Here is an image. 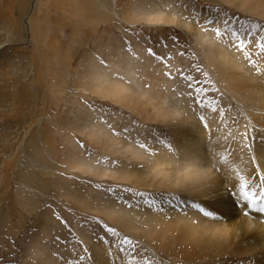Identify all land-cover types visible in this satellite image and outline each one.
Here are the masks:
<instances>
[{
    "label": "rangeland",
    "instance_id": "374dc122",
    "mask_svg": "<svg viewBox=\"0 0 264 264\" xmlns=\"http://www.w3.org/2000/svg\"><path fill=\"white\" fill-rule=\"evenodd\" d=\"M0 1V264H47L42 257L51 251L53 264L83 260L95 264L92 245L97 240L113 257L125 252L133 259L172 264L164 252L125 230L113 217L84 208L97 192L101 198L97 205L113 198L116 206L125 209L148 202L156 192L116 184L71 166L77 146L85 153L86 166H94L96 160L115 166V159L85 135V108L92 110L90 119L97 116L99 127L117 124L112 131L123 132V137H128L129 123H144L128 107L87 84L97 64L118 75V66L132 63L138 80L134 88L140 84L142 91L153 80L167 86L164 80L169 79L175 90L170 98L181 95L194 107L201 104L204 117L205 104L225 97L216 90L220 81L206 63L196 32L210 30L220 40H228L227 47L255 71L264 65V17L232 4L233 0H117L114 7L111 0H88L93 12L85 5L87 0H30L25 12L30 11L31 26H47L43 44L37 45L24 26L27 15L14 10L23 26L10 24L2 15L9 4ZM81 8L88 11L86 16L77 14ZM94 9L104 18H98ZM160 10L172 15L177 10L174 16L180 21L148 18ZM224 41H220L223 47ZM226 99L232 101L228 107H236L232 98ZM93 124L94 119L89 126ZM145 124L148 134L158 132L173 145L169 127ZM142 133L140 128L133 132L141 146L147 144ZM22 174L33 180H27L25 188ZM125 239L131 243H124ZM43 243L45 254L40 258L34 251Z\"/></svg>",
    "mask_w": 264,
    "mask_h": 264
},
{
    "label": "bare ground",
    "instance_id": "6f19581e",
    "mask_svg": "<svg viewBox=\"0 0 264 264\" xmlns=\"http://www.w3.org/2000/svg\"><path fill=\"white\" fill-rule=\"evenodd\" d=\"M5 1L9 4V9L3 8L5 20L10 24L16 22V27L23 26L17 22L13 11L28 17L30 11L26 13L25 9L30 0ZM111 3L114 7L117 0H111ZM232 4L248 7L264 17V0H233ZM85 5L93 12L94 7L88 0ZM94 11L97 13L96 9ZM77 14L86 16L88 11L81 8ZM155 14L148 18L172 22L176 19L164 10ZM150 15L154 14L147 16ZM26 23L24 26L30 31L31 38L37 45L43 44L47 26L40 23L37 29L31 26L29 17ZM196 36L204 48L206 63L220 81V85H215L216 90L222 91L221 98L225 97V100L205 104L203 117L199 111L201 104L195 103L194 107L184 102L181 95H176L174 100L170 98L175 90L169 79L164 80L167 86H160L159 81L153 80L152 86L139 91L140 84L134 88L138 82L134 64L118 66V75L97 64L87 86L128 107L144 123H129L128 137H123V132L112 131L117 124L99 127L102 124L97 116L92 117L94 124L89 126L93 120L90 119L92 110L85 108L88 122L85 135L103 153L114 158L115 166H118L98 160L94 166H86L85 153L78 146L74 147L76 159L71 166L92 176L108 177L116 184L127 183L155 190L148 202L127 209L116 206L113 198H109L110 203L106 205L102 201L97 205L101 200L98 192L94 199L83 205L113 217L125 230L134 232L150 247L164 252L174 264H264V210L261 207L264 197L253 204L251 199L246 200L243 196L244 191L258 197L264 193V65L251 71L245 61L240 60L242 56L227 47L229 41L221 38L226 42L223 47L221 40L210 30L199 29ZM228 97L236 107H228L232 104L226 99ZM222 105L227 106L223 109ZM145 121L169 127L173 145L170 146L158 132L148 134ZM137 128L143 131L142 136L147 142L143 146L133 135ZM21 178V187L33 182L24 174ZM94 202L96 206L92 205ZM201 209L213 214L205 215ZM104 246L99 240L92 245L95 264H160L152 259L145 262L130 258L125 252L113 257L112 251ZM45 247L46 243L36 245L34 253L37 257L45 254ZM53 258L51 251L42 260L53 264ZM81 264L86 262L83 260Z\"/></svg>",
    "mask_w": 264,
    "mask_h": 264
},
{
    "label": "snow or ice",
    "instance_id": "6c2138e0",
    "mask_svg": "<svg viewBox=\"0 0 264 264\" xmlns=\"http://www.w3.org/2000/svg\"><path fill=\"white\" fill-rule=\"evenodd\" d=\"M216 32H217V34H219V29H217ZM261 39L264 40V37H262ZM261 48L264 49V44H261ZM243 196H244V199H246V200L251 199L252 202H253V204H255L257 200H259V199H261L262 197H264V193H261V196L258 197V196H253V195H251V194H250L249 192H247V191H244ZM245 206H246V205H245ZM261 207H262V210H264V205H262ZM201 211H204V210L201 209ZM204 214H205V215H212L213 213H211V212H207V211H204ZM108 231H109V232H113V233L115 232V230L112 229V228H108ZM123 242H124V243H131V241H129V240H127V239H125V241H123Z\"/></svg>",
    "mask_w": 264,
    "mask_h": 264
}]
</instances>
